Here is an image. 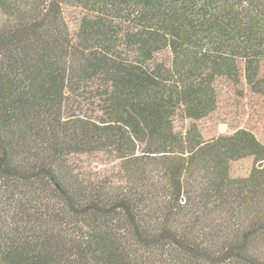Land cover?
<instances>
[{
	"label": "trees",
	"instance_id": "16d2710c",
	"mask_svg": "<svg viewBox=\"0 0 264 264\" xmlns=\"http://www.w3.org/2000/svg\"><path fill=\"white\" fill-rule=\"evenodd\" d=\"M0 264H264V0H0Z\"/></svg>",
	"mask_w": 264,
	"mask_h": 264
},
{
	"label": "rangeland",
	"instance_id": "374dc122",
	"mask_svg": "<svg viewBox=\"0 0 264 264\" xmlns=\"http://www.w3.org/2000/svg\"><path fill=\"white\" fill-rule=\"evenodd\" d=\"M237 107L238 106L233 105L232 108L222 109V111L213 118L205 120L202 124L206 137H210L221 130H232L235 126H241L248 112L242 105L241 108Z\"/></svg>",
	"mask_w": 264,
	"mask_h": 264
}]
</instances>
